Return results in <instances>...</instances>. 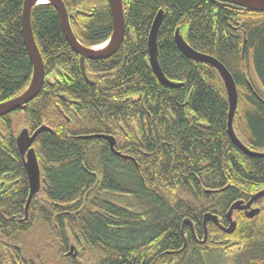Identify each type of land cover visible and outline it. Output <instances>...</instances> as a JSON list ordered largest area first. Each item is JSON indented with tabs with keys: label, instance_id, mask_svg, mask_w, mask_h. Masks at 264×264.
I'll return each instance as SVG.
<instances>
[{
	"label": "trees",
	"instance_id": "1",
	"mask_svg": "<svg viewBox=\"0 0 264 264\" xmlns=\"http://www.w3.org/2000/svg\"><path fill=\"white\" fill-rule=\"evenodd\" d=\"M62 1L80 44L109 39L108 0ZM22 6L23 0H0V102L22 93L32 76ZM122 7V44L108 59L85 62L88 81L56 10L49 4L32 10L45 79L23 110L0 118V264H213L228 247L197 246L188 232L179 252L183 220L201 238L206 213L225 218L234 202L264 189V159L246 156L228 137L220 77L183 56L173 39L178 29L189 47L229 71L238 96L233 131L248 149L264 153V13L209 0H122ZM160 10L158 61L163 75L181 84L175 89L162 85L148 62L147 38ZM241 16L243 60L242 37L230 39ZM42 125L50 131L32 144L40 188L25 218L29 187L16 138ZM93 135L112 136L115 150L130 160L103 138H84ZM259 204L254 218L233 213L238 264L241 257L264 264V198Z\"/></svg>",
	"mask_w": 264,
	"mask_h": 264
},
{
	"label": "water",
	"instance_id": "2",
	"mask_svg": "<svg viewBox=\"0 0 264 264\" xmlns=\"http://www.w3.org/2000/svg\"><path fill=\"white\" fill-rule=\"evenodd\" d=\"M44 4L51 5L57 12L61 30L65 40L67 41L71 50L79 56V64L82 76L85 80H87L85 74V62L87 60H101L108 59L119 49L122 41L124 39L125 34V21L122 7V0H108L109 11L111 15L112 22V33L110 38L103 44L96 47H85L76 39L74 36L71 26H70V18L68 16L66 7L62 0H23L22 12H21V33L24 41V45L28 52L29 58L32 62V76L28 86L25 90L19 95L6 100L4 102H0V118L7 116L13 112L23 110L25 106L35 99L40 93L42 86L44 84L45 79V70L44 63L42 61L41 55L38 51L37 45L35 43L32 28H31V13L32 10L38 6ZM213 2H218L222 4L232 5L239 8H242L251 12H259L264 13V0H209ZM163 21V12L160 10L155 15L152 25L149 30L148 38H147V55L149 66L152 70V73L157 78V80L164 86L175 89L181 86V84L171 82L168 80L162 73L159 61H158V49H157V34L160 29V26ZM174 43L178 50L181 52L183 56L187 59L200 62L210 66L212 69L216 71L218 76L220 77L228 101V115H227V134L232 142V144L243 154L252 158H264V154L251 151L245 145H243L239 139L236 137L233 131V118L237 108L238 96L235 82L229 73V71L225 68L223 64H221L215 58L196 52L188 44L184 41L182 36L179 33V30L176 29L174 33ZM102 48H98L101 47ZM244 49V46H243ZM88 81V80H87ZM45 131H50L46 126L42 125L40 128L35 130L32 134H29L27 130L23 129L20 131L16 138V146L18 148L19 154L22 158L23 165L25 168L28 186H29V194L25 204V218L27 216V210L29 207V203L33 196L39 191L40 188V170L37 163L36 155L34 149L32 148V144L34 143L36 137ZM86 139L92 138H103L105 139L111 150H113L114 140L111 137L93 135L86 136ZM117 156L120 157L118 153ZM126 158V157H123ZM264 197V189L253 195L249 202L244 205L242 201L234 202L228 212L227 219L230 221V226L225 231L229 234H232L236 227V222L232 220V214L234 211H242L247 210L251 207V205L259 198ZM258 209L251 210L250 213H247L248 218H254L258 214ZM204 225L207 221H212L217 223V218L212 216L209 213H206L203 216ZM189 224L188 220L184 221L182 226ZM206 236V230H205ZM205 238V237H204ZM73 248L70 249L69 254H71Z\"/></svg>",
	"mask_w": 264,
	"mask_h": 264
},
{
	"label": "flooded vegetation",
	"instance_id": "3",
	"mask_svg": "<svg viewBox=\"0 0 264 264\" xmlns=\"http://www.w3.org/2000/svg\"><path fill=\"white\" fill-rule=\"evenodd\" d=\"M232 6V5H230ZM247 11V10H246ZM242 17V16H241ZM239 18L238 20V23H236V26L235 27H230V39L232 38H236V39H239L240 36L242 37V47H241V60H243V56H244V50H245V44H246V32L245 30L243 29L244 28V25L247 23V17L245 16L242 17V18ZM238 24H239V27H238ZM240 40H238L239 42ZM243 46H244V49H243ZM105 136V135H104ZM107 137H111L113 138L112 136H107ZM105 140V139H103ZM114 140V138H113ZM106 141V140H105ZM107 142V141H106ZM108 143V142H107ZM114 145H115V140H114ZM111 150V148H110ZM113 150H114V154L116 155V153H118L120 155V158H123V157H126L125 155H121L118 151L115 150L114 146H113ZM252 151V150H251ZM264 154V153H262ZM117 156V155H116ZM21 157V156H20ZM119 157V156H118ZM128 160H130L129 157H126ZM124 159V158H123ZM264 159V158H262ZM22 160V158H21ZM23 163V161H22ZM24 166V165H23ZM25 170V168H24ZM26 174V172H25ZM26 179H27V176H26ZM27 183H28V180H27ZM1 186H3V183H1ZM29 187V186H28ZM230 188V185L226 186L224 189H228ZM263 190V189H261ZM261 190L251 194L249 196V198H247L246 200H240L243 202L244 205H246L249 200L251 199V197L255 194H257L258 192H260ZM264 198V197H262ZM261 198L257 199L249 209H247L246 211L245 210H242V211H234V212H240L239 214H242L244 215L247 219H250L247 217V213H250L251 210H255V209H258L259 211V200ZM229 210V209H228ZM228 212V211H227ZM233 212V213H234ZM212 215V214H211ZM227 213L225 214V218H222V217H217L216 215H212V216H215L217 218V223H214L212 221H207L206 224L204 225V221L202 219V230H203V236H201V238H199L198 234L196 233L197 229H194L193 228V223L189 222V224H186L184 226L181 225V230H182V237H183V246L181 248V250L179 252H181L183 250V248H185L188 244L187 242V233L189 232L191 235H192V238H190L189 240L193 241L195 244H197V246H201V247H204V248H215V249H224L225 247H228L224 252L223 254L220 255V259L223 258V259H227L228 257L225 256V255H228V253H231L230 251H234V250H238V252L240 253V246L235 244V241L234 239L232 238V234H229L227 233L225 230L229 228L230 226V221L227 219L226 217ZM234 214H232V220L234 222H236L234 220ZM187 219L183 220L186 221ZM182 222V224H183ZM188 228V229H186ZM186 229V231H185ZM188 230V231H187ZM205 230H206V236H205ZM235 231V230H234ZM233 231V232H234ZM210 233V234H208ZM190 237V236H189ZM205 237V238H204ZM232 245V246H231ZM73 248V256L76 254V252L74 251V247L73 246H70V249ZM178 252V254H179ZM239 255V254H238ZM225 256V257H224ZM219 259V260H220ZM229 260V259H228ZM154 263V262H153ZM152 263V264H153Z\"/></svg>",
	"mask_w": 264,
	"mask_h": 264
},
{
	"label": "rangeland",
	"instance_id": "4",
	"mask_svg": "<svg viewBox=\"0 0 264 264\" xmlns=\"http://www.w3.org/2000/svg\"><path fill=\"white\" fill-rule=\"evenodd\" d=\"M230 252L231 253H228V255H225L228 257L227 259L221 258L220 260H215L213 264H238V261L235 260V257H238L239 254L238 250H234L233 252L232 251ZM240 260L241 262H239V264H247L246 258L241 257Z\"/></svg>",
	"mask_w": 264,
	"mask_h": 264
},
{
	"label": "bare ground",
	"instance_id": "5",
	"mask_svg": "<svg viewBox=\"0 0 264 264\" xmlns=\"http://www.w3.org/2000/svg\"><path fill=\"white\" fill-rule=\"evenodd\" d=\"M42 4H44V1H42ZM103 46H101V47H98V48H102Z\"/></svg>",
	"mask_w": 264,
	"mask_h": 264
}]
</instances>
